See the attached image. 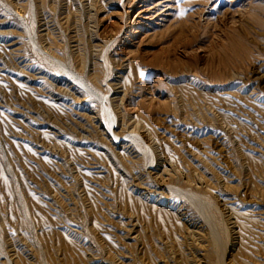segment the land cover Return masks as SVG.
Wrapping results in <instances>:
<instances>
[{"label":"rangeland","instance_id":"rangeland-1","mask_svg":"<svg viewBox=\"0 0 264 264\" xmlns=\"http://www.w3.org/2000/svg\"><path fill=\"white\" fill-rule=\"evenodd\" d=\"M33 2L34 20L29 0H0V254L220 264L226 228V264H264V0ZM31 35L122 97L124 145Z\"/></svg>","mask_w":264,"mask_h":264},{"label":"bare ground","instance_id":"bare-ground-1","mask_svg":"<svg viewBox=\"0 0 264 264\" xmlns=\"http://www.w3.org/2000/svg\"><path fill=\"white\" fill-rule=\"evenodd\" d=\"M29 3H30V9H31V13H32V18L34 20V18H35L34 12H33L34 2H33V0H29ZM79 5H81V4L79 3ZM30 42L32 43V45L34 46L35 49L39 50V52L44 54L46 59H48L50 61L51 60L54 61L59 68L61 67L63 69V73H65L69 77V79L71 80L70 84L71 83H75L74 84L75 89L73 91L77 92L76 95H75L76 97H80V95L83 92V94L85 93L89 97H92V98L96 99L94 101L97 102L100 105V114H98V116H96V118L98 117L99 119H101L104 122H106V124H107V127L105 128L106 129L105 130L106 134L107 133L110 134V136H112L113 139L115 141H117L119 145H124L125 142L124 141L122 142L121 140L119 141V139H118L119 138L118 137L119 127L121 126V122H122L123 118L126 117V114L124 112H122V110H121V107H122L121 105H123L122 97L119 96L116 93L108 94V92H111V89L108 88L109 87L108 83H104L103 82L101 84L100 81L96 78L93 81V83H94L93 84V83L89 82V79H87V76H88L87 74L83 75L81 73L74 72L71 69V67H70L71 60H70L69 57L67 58L68 59L67 61L63 62V60L52 56L49 53V51H48V53L44 52L37 45L36 40L34 38V35L30 36ZM104 58H105V56H104ZM102 63H104L106 65V58H105V61L102 62ZM126 71H127V74L131 73V67H127V69H124V73ZM110 73H111V71L107 72V76L110 75ZM103 84H105V87H103ZM94 85L98 89V91L100 89H101V91L104 90V94L101 93V91H99V92L96 91L95 88H94ZM106 87H107V89H106ZM106 90H107V92H106ZM83 100H85V99H83ZM78 101L79 100L77 98V101L75 99L74 103L79 104ZM86 114H88V113H86ZM124 137H127V138L131 139V142L134 145V147L136 148V150L140 151L141 153H143L144 159H145V163H146L147 167L151 166V165H154V162H155L156 158H155V155L153 153V150H154L153 147L151 148V146H147L145 149H141V147L144 146L145 143L140 137H138L136 135H129V134L127 136H124ZM121 148H122V146H121ZM126 148H128V147H126ZM158 161H159V159H158ZM152 184H153V182H152ZM167 188L169 189V192L171 193V196H173V197L174 196L175 197H181L183 199L188 200L193 205H197L198 206L200 204L201 198H200V195L198 193H195V192H192L191 190H187V189L178 187L176 185H167ZM203 207H204V205H203ZM211 218H212L211 219V223L212 224H210V225L216 226L214 224L215 222L213 221L214 217H211ZM224 231H225L226 237H224V242H223L224 247H222L223 250H221V252L219 254V262H220V264H226L224 259L231 255L230 254L231 253L230 252V247H229L230 246L229 231L226 230V228H224ZM0 256L7 264H13L12 260L9 257H7L5 255H2V254H0Z\"/></svg>","mask_w":264,"mask_h":264}]
</instances>
